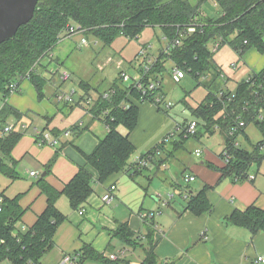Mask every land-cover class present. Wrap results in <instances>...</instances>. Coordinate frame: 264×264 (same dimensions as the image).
I'll use <instances>...</instances> for the list:
<instances>
[{"label":"crops","instance_id":"0c3cea01","mask_svg":"<svg viewBox=\"0 0 264 264\" xmlns=\"http://www.w3.org/2000/svg\"><path fill=\"white\" fill-rule=\"evenodd\" d=\"M249 52L260 60L254 63L250 56H246ZM249 52L244 55L245 62L257 69L252 72H260L264 68V55L260 56L255 49ZM107 64H113L118 70V66L124 63L117 57L108 56L106 63L99 64L98 69L104 70ZM235 77L241 76L235 74ZM18 83L17 91H12L5 99L0 98V121L4 119L6 123H16L31 114L35 118H43L42 125L31 120L40 129L49 121L50 127L60 128L63 132L74 124L85 127L77 136L73 130L68 135L62 134L56 147L51 145L37 149L23 134L13 148L11 156L17 161L18 178L12 179L0 171L3 178L0 179V190L6 195L2 185L8 181L16 182L22 177V171L38 178L25 191L13 196L19 195L25 208L19 227L25 230L34 225L47 206V195L39 184L41 178L59 191L80 167H85L95 179L93 191L81 207L73 208L66 195L58 199L57 207L65 219L57 226L54 245L43 255L40 264H69L64 261L66 255L81 257V249L85 245L103 254L104 259L88 258L74 264H115L109 254L122 251L124 264H145L149 252L154 255L156 264H264L258 259L264 255V231L252 233L249 228L229 220L236 209L243 210L252 205L264 209V159L250 170L255 175L253 179L225 174L221 156L226 146L225 131L220 128L207 130L203 123H200L197 135L192 136L196 140L193 149L202 143L203 155L197 158L193 152V155L181 153L179 150L183 142L176 141V134L168 137L166 142L162 141L173 128V118L145 101L138 104V123L129 135L135 146L127 166L129 171L125 168L107 180L99 181L97 170L87 163L83 153H91L109 130L103 115L97 117L94 112L88 111L85 99L91 97L95 101L97 94L103 91L90 84L89 94H85L83 89L79 99L61 109L47 97L52 88L51 84H47L48 80L42 96L29 78H23ZM60 90L62 88L56 86L52 96L55 97ZM5 105L19 113L21 118L14 113L2 116L1 109ZM172 115L175 118V114ZM258 123H250L244 132L249 144L245 148L248 150L264 138L258 127L261 137L252 141L250 126H257ZM122 127L125 128L120 126L121 132ZM217 131L220 135L214 143L207 145L208 142H202L203 136L207 135L210 139ZM148 152V165L136 172V161ZM41 166L45 167L44 175L38 170ZM32 171L36 174L31 175ZM188 175H194L195 179L189 180ZM112 185L115 186L112 191L114 198L106 202L103 198ZM203 189H206L211 208L196 214L187 208V204ZM143 213L151 214L144 218ZM126 221L135 233L132 244L125 243L115 234L119 223Z\"/></svg>","mask_w":264,"mask_h":264},{"label":"trees","instance_id":"16d2710c","mask_svg":"<svg viewBox=\"0 0 264 264\" xmlns=\"http://www.w3.org/2000/svg\"><path fill=\"white\" fill-rule=\"evenodd\" d=\"M205 1L207 0H39L32 19L18 28L13 39L0 44V98L5 99L12 91H17L18 82L23 78H29L42 96L48 80L44 71H51L49 66L52 64L51 61L43 62V59L47 55L50 56V52L60 41L61 34L68 31L69 25H77L78 29L85 30V34L93 35L104 45L110 46L120 36L129 41L137 39L146 28H160L163 34L174 37L179 30L196 19L203 23L202 27L187 36L183 44L174 48L169 55L160 52L153 67L146 74L145 81L150 78L163 81L167 62L178 65L196 81L204 75H210V79L203 82L207 93L204 99L192 108V115L203 121L207 130H211L215 124H220L226 135L228 121L224 119V112L229 111H225L226 107L234 106L240 111L244 99L251 100L253 104L257 99L255 90L258 89L262 96L259 106L264 104V68L253 74V79L256 80L254 85L247 82L245 77L237 78V97L227 106L224 102L226 100L222 101L216 96V90L220 86L219 74L223 69L215 59V53L220 47L228 45L239 59L251 49L264 54V0H213L220 8L218 17L202 14L201 8ZM210 41L219 42L216 50L209 47ZM239 64L236 68L229 67L235 73L240 68ZM52 73L57 74V71ZM230 78V75H227V81ZM13 83L17 84L14 89L11 88ZM79 86L86 91L85 94H89L92 88L90 83L84 80L79 82ZM132 87L133 85H126L117 76L110 86V89L115 90L111 97L103 99L101 93H98L94 104L88 107V111L94 112L95 116L103 115L109 128L108 134L91 153H83L87 163L97 170L99 181H105L125 168L128 170L130 156L135 152L129 135L137 126L138 104L143 101H140V94ZM129 91L135 100L127 96ZM127 100H131L132 104L130 108L125 109L121 104ZM104 111L108 113L104 114ZM12 113L21 118L11 107L5 105L1 109V115L4 117ZM165 113L172 117L170 110H165ZM245 116L249 122H257L254 107L251 113H245ZM1 122L6 123L4 119ZM49 124H46L44 129L56 136L62 134V129L50 127ZM120 126L127 129L126 134L119 130ZM258 126L264 137V123L259 122ZM71 128L76 131V135L85 130V127L75 124ZM23 134L18 129L10 133H0V171L12 179L18 178V174L17 161L12 158L11 152ZM225 137L228 149L238 161L224 165V173L246 177L253 166L260 165L264 153L257 149L250 151L243 147H234L230 138L227 135ZM187 138L180 133V138L176 141L180 143ZM94 182L93 175L85 167H80L61 191L41 178L39 184L47 195V206L34 225L25 230L19 227L25 212L20 203V196L10 198L0 190V197H3V202L0 203V264H27L29 261L40 264L43 255L54 245L57 226L65 219V215L57 207L58 199L66 195L71 206L79 208L92 193ZM187 208L196 214L209 211L211 204L206 197V189L192 196ZM229 220L249 228L252 233L264 231V209L255 205L243 210H234ZM115 234L125 243L132 244L134 241L135 233L127 221L119 223ZM81 250L83 253L78 261L88 258L102 260L105 257L88 245ZM144 263L156 264L151 252L147 254Z\"/></svg>","mask_w":264,"mask_h":264},{"label":"rangeland","instance_id":"374dc122","mask_svg":"<svg viewBox=\"0 0 264 264\" xmlns=\"http://www.w3.org/2000/svg\"><path fill=\"white\" fill-rule=\"evenodd\" d=\"M191 1L197 2L198 0ZM201 11L202 14L209 17H218L220 14V8L213 0L205 1L202 5ZM84 35L90 41V45L83 46L81 44V38ZM161 35L162 32L160 28H146L137 39L134 38L129 41L126 37L120 36L110 46H106L102 41L96 39L93 35L81 33L69 35L67 32H63L61 34L60 41L50 52V56L47 55L43 59V62H52L51 66H49L51 71H44L45 77L48 79L47 84L49 86L51 84L52 86L47 97L52 99L53 104L58 105L61 109H65L67 104L65 102L59 101L56 96H52V92H54L56 86L62 88L63 91H70L71 89L75 88L76 100L82 95L83 89H81L79 86V82L82 80L89 82L94 88H97V90H107L108 86L119 75V71L114 67L113 64L105 65V68L102 71L98 69L99 64L106 63L108 56L121 59L124 63L123 67L128 71V73L131 76H136V69L137 65L139 64L138 60L136 59L138 50L141 46L149 43L151 45L150 53L157 57L161 49L166 45V42L161 38ZM215 44V41H210L208 45L214 50ZM251 53L252 52H249L246 54V56H250L251 60H254V63L258 62L260 57H255ZM258 54L260 56L264 55L261 53ZM246 56H243L242 59H239L238 55L228 45L220 47L215 53V59L222 66L223 72L226 75H230L231 77L229 79L230 84L228 85L230 89L235 88L237 81L239 80L237 77H235V74L237 76L240 75L242 77H247L250 73H252L253 70L257 71V69L253 67L251 68L248 62H245L247 61L245 60ZM232 62H236L237 64L240 63V68L238 72L235 71V74L229 67ZM243 62H245V64ZM253 66L255 67V65ZM172 67L173 65L170 62H167V71L164 73L162 90L166 94L167 99L174 104L170 109V114L172 116L171 118H173L171 120L174 125L176 121L183 123L194 118L192 115V108L196 107L204 99L207 90L203 85L204 80L202 78L199 81H196L189 74H187L185 78H182L181 81L176 82L172 78ZM63 70H68L71 73V77L66 82H62L60 78V74ZM54 71H57V74L52 73ZM55 81L56 84L54 83ZM218 82L220 84L222 83V80L219 78ZM173 113L175 114V118L172 115ZM36 118L35 115H26L22 121L18 122V126H20L21 123H26L28 125L27 130L24 132V137L35 148L39 149L45 146H51L49 144L41 145L36 140L35 132L33 131V121L34 124L36 123L38 125H42L43 122V118L42 120L41 118ZM32 119L33 121H31ZM35 120L37 121L35 122ZM43 127L45 128L44 124L41 126V129ZM258 127V125L256 126L254 124L250 126L252 141H255L261 137ZM122 132L125 134L127 129L122 127ZM219 135V131H217V133L210 139L207 135H205L203 136L205 138L202 139V142H208L207 145L214 143L216 139H218ZM195 142L196 140L192 136L185 139L183 141V147L179 151L181 153L190 154L193 152L195 155V149L199 146L203 147V145H201L202 143H199V146L193 149ZM241 142L243 147H249V144L244 140V138H241ZM38 170L42 174L45 171V167L41 166L38 168ZM20 176L22 177H20V179H18L16 182L11 183L8 181L6 184L2 185V189H6L7 196L13 197L19 192L25 191L30 186V184H32V182L38 179L30 176L28 172L26 173L24 171H22ZM0 179L3 178L0 176Z\"/></svg>","mask_w":264,"mask_h":264},{"label":"built area","instance_id":"2783aa9c","mask_svg":"<svg viewBox=\"0 0 264 264\" xmlns=\"http://www.w3.org/2000/svg\"><path fill=\"white\" fill-rule=\"evenodd\" d=\"M203 25L202 22L198 20L191 21L186 27L182 28L178 31V33L174 37H170L168 34L161 35V38L166 42V45L164 48L161 49L160 52L169 55L171 51L179 47L183 44L184 39L189 36L190 34L196 32L199 28H201ZM69 35H73L76 33L85 34L84 29H78L77 25H69L68 31ZM81 44L84 46L90 45V41L88 38L84 35L81 38ZM219 46V42H217L214 46V50H216ZM151 45L149 43L143 45L140 47L136 54V59L138 60L139 64L137 65V75L131 76L128 71L123 67V65L118 66L119 71V77L126 85H133L132 89H135L140 94V101H147L151 102L158 108H161L162 111L170 110L172 106L174 105L170 100L167 99L166 94L162 90V80L159 78H150L148 81H145L146 74L149 73L151 68L154 65V62L157 57H155L153 54L150 53ZM237 64L235 62H232L230 64L231 68H236ZM139 73V74H138ZM255 72L250 73L246 78L247 82H250L251 85L256 84V80L253 79V74ZM172 78L176 82L181 81L182 78H184L187 75V72L180 68L178 65L174 64L172 67ZM71 77V73L68 70H63L60 74V78L62 81H67ZM204 81H208L210 79V75H204L201 77ZM219 78L222 80V83H220L218 89L216 90V96L220 100H226L224 101L227 106L231 105V102H233L236 99V92L235 90H229L228 81H227V75L224 72H220ZM17 86V84L13 83L11 85V88L14 89ZM262 86V85H260ZM114 89H108L104 90L101 95L102 98H110L112 93H114ZM255 93L257 95V99H255L254 103L252 104V101L249 99H244L241 103V110L239 111L234 106H231V108L226 107L224 112V119L228 121V125L226 128V135L230 138V143L234 147L242 148V142L241 138H244V140L247 142L246 138L244 137V132L248 125L253 122H249L247 117L245 116V113L250 114L252 111V108L254 107V110L256 112V119L258 122L264 123V104H261L259 106V101L261 96L260 90H255ZM75 95L76 90L75 88L71 89L70 91H63L60 90L56 97L59 101L62 102H68V103H74L75 102ZM127 96H129L130 99L135 100V97L131 95V91L128 92ZM86 104L91 107L94 104V100L90 97L85 99ZM132 104L131 100L125 101L121 106L125 109L130 108ZM259 107V108H258ZM231 109V110H230ZM104 113H108V111H104ZM203 121H200L198 118H193L190 121H185L183 123L175 122L173 125V128L169 130L166 135L163 137L162 141H165L168 139V137L174 136L176 134L177 138H180V133H183V137H191L196 136L197 132L199 131L200 123ZM204 124V122H203ZM108 127V125H107ZM28 125L26 123H21L20 126L18 124L14 123H5L3 124L0 121V133H10L15 129H18L19 131H22L23 133L27 130ZM221 129L220 124H215L212 129ZM48 129H40L38 127L33 126V131L35 132L36 140L39 144L45 145H57L60 143V137L62 134L68 135L71 133L72 128H68L60 136H56L51 131H47ZM109 130V128H108ZM253 148L250 151H253L255 149L259 150L260 152L264 153V138L255 143ZM245 148V147H244ZM159 149L157 150V152ZM150 152V151H149ZM148 152V153H149ZM195 155L197 157H201L204 153V147H197L195 149ZM146 154L145 157H141L136 161V171L140 170L141 168H144L148 165L149 159H150V153ZM222 159L224 161L225 165L233 164L238 161V158L234 156L233 153H231L230 149H228L227 144L225 148L223 149L221 153ZM36 171H32L31 175H35ZM189 180H194V175H188L187 176ZM248 179L255 178V175L253 173L248 172L247 176ZM115 186L112 185L110 191L105 194L104 201L111 202L114 198L113 190ZM3 202V197H0V203ZM1 210V207H0ZM84 209L80 210V213L82 214ZM151 213H143L142 216L146 218ZM124 254V251L121 253H110L109 258L114 262L115 264H124V260L122 258ZM79 257L77 255H66L64 261L69 264H74L77 262ZM260 261L264 262V255L260 256L258 258ZM27 264H36L33 261H29Z\"/></svg>","mask_w":264,"mask_h":264},{"label":"water","instance_id":"95a60500","mask_svg":"<svg viewBox=\"0 0 264 264\" xmlns=\"http://www.w3.org/2000/svg\"><path fill=\"white\" fill-rule=\"evenodd\" d=\"M38 1L0 0V44L13 39L18 28L32 19Z\"/></svg>","mask_w":264,"mask_h":264}]
</instances>
